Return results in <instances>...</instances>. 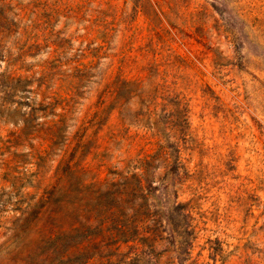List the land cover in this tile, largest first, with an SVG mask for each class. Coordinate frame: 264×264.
I'll return each instance as SVG.
<instances>
[{
    "label": "rangeland",
    "instance_id": "1",
    "mask_svg": "<svg viewBox=\"0 0 264 264\" xmlns=\"http://www.w3.org/2000/svg\"><path fill=\"white\" fill-rule=\"evenodd\" d=\"M112 55L120 78L99 104ZM138 78L142 93L121 87ZM95 111L97 125L79 130ZM54 113L67 125L55 144L43 139ZM75 136L73 161L102 165L100 178L152 155L146 184L162 238L100 264H183L186 244L195 264H264V0H0V264H83L19 222L40 198L64 194L52 175Z\"/></svg>",
    "mask_w": 264,
    "mask_h": 264
},
{
    "label": "trees",
    "instance_id": "2",
    "mask_svg": "<svg viewBox=\"0 0 264 264\" xmlns=\"http://www.w3.org/2000/svg\"><path fill=\"white\" fill-rule=\"evenodd\" d=\"M147 6H150L148 2ZM146 14L151 21L157 20L152 9L148 8ZM170 24L175 28L174 21ZM190 26L194 27V32L201 37L208 36L204 23L195 20ZM108 31V23L103 20L100 23L98 37L100 43L97 51H101L107 44ZM178 31L182 33V30ZM114 56L110 57L109 66L100 77L104 84L98 96L99 104H103L114 95V86L120 78L116 76L113 79L110 73ZM127 59L126 52H122L118 60V71L121 75ZM140 69L144 70L145 67ZM129 83L136 85L137 90L142 93L140 90L142 80L139 78L133 81L123 80L121 87L125 88ZM99 112L95 111L92 118L83 119L78 129L86 132L89 127L97 125ZM65 118L64 113H54L43 130V139L55 144V139L64 137L67 127ZM76 139L74 143L73 140ZM79 143L78 136L63 142L60 159L53 171L52 189L63 191L64 194L59 197L52 195L40 198L34 211H25L19 216L21 225L34 231L37 243L52 244L51 253L58 255L60 260L63 257L78 255L82 258L83 264L96 262L100 264L111 252H118L122 245L128 243L145 246L152 252L157 241L162 238L158 232H162L161 228L164 227L163 219L156 211L151 210L149 204L146 180H151V177L146 158L152 159V155L143 156L132 171L108 170V175L100 178L99 170L102 165L92 169L79 162L80 157L73 161ZM174 207L178 209L180 217H186L183 212L184 204H177ZM167 222L174 234V220L167 217ZM185 242L181 241V244H186ZM189 248L186 244L184 250L178 253L183 264L187 261H189L187 264H195Z\"/></svg>",
    "mask_w": 264,
    "mask_h": 264
}]
</instances>
